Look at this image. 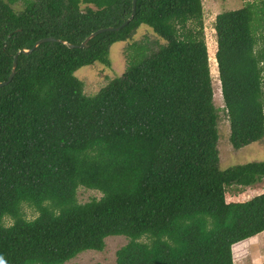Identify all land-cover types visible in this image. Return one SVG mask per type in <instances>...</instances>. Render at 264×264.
Returning <instances> with one entry per match:
<instances>
[{"label":"trees","instance_id":"1","mask_svg":"<svg viewBox=\"0 0 264 264\" xmlns=\"http://www.w3.org/2000/svg\"><path fill=\"white\" fill-rule=\"evenodd\" d=\"M0 0V264H64L124 235L115 264H234L264 231V160L225 169L218 147L203 0ZM264 2L217 14L216 59L235 148L264 139ZM164 42L129 45L125 72L95 94L76 71L110 64L141 26ZM102 192L78 199V189ZM39 212L26 217L24 205ZM12 219L11 224L6 220ZM243 240V241H242ZM234 245V246H233ZM234 247V248H233ZM237 255V254H236Z\"/></svg>","mask_w":264,"mask_h":264},{"label":"rangeland","instance_id":"2","mask_svg":"<svg viewBox=\"0 0 264 264\" xmlns=\"http://www.w3.org/2000/svg\"><path fill=\"white\" fill-rule=\"evenodd\" d=\"M247 2L260 4L264 2V0H203L205 33L210 56L215 103L219 108L220 114V139L218 147L220 149V166L222 169L251 161L264 160V139L252 142L241 148H235L233 146L230 139V121L227 116L221 90L218 63L213 60V58L216 59L215 53L218 48L215 30L217 14L227 9L243 7ZM22 3L23 1L19 0L16 7L21 8ZM261 22L264 21L262 20ZM258 34L262 36L261 43H263L264 25H261ZM159 39L164 42V40H162L150 27L143 25L138 28L132 38L127 41L117 42L111 47L109 54L110 64L97 61L94 64L80 67L76 71V74L84 81L85 92L89 95L95 94L112 79L121 76L125 72L130 60L129 45L134 42H146L151 47H154ZM262 192H264V180L252 186L237 184L226 186L228 201H246ZM101 196L102 192L96 189H89L86 187H80L78 189V199L80 202H86L92 197L100 198ZM24 210L26 217L29 219H33L39 214L37 209L27 204L24 205ZM6 223L11 224L12 219L8 218ZM127 242L128 238L124 235L109 236L106 238V246L103 250H85L64 264H115L117 251L127 244ZM233 255L234 264H264V231L257 236L244 240V244H242L238 251H233Z\"/></svg>","mask_w":264,"mask_h":264},{"label":"water","instance_id":"3","mask_svg":"<svg viewBox=\"0 0 264 264\" xmlns=\"http://www.w3.org/2000/svg\"><path fill=\"white\" fill-rule=\"evenodd\" d=\"M136 8H137V0H133V10H132L131 16L121 26H119V27L110 26V27H107V28L98 29V30L94 31L91 35H89L79 45H75V44L69 43L68 41H64V42L66 44H68L70 47H86L88 45V41L91 38H93L94 36L98 35L99 33L105 32L107 30H118V29L122 28L123 26H125L126 24H128L135 17V15H136ZM55 40H57V38H54V37H45V38H42V39L38 40L32 48H24V49L20 50L15 55V59H14V63H13V68H12V71H11V74H10L8 80L1 81L0 82V86H4V85H6V84H8V83H10L12 81L13 77L16 74V70H17V59H18V55L21 52H24V53L32 52L40 43H42L44 41H55Z\"/></svg>","mask_w":264,"mask_h":264},{"label":"bare ground","instance_id":"4","mask_svg":"<svg viewBox=\"0 0 264 264\" xmlns=\"http://www.w3.org/2000/svg\"><path fill=\"white\" fill-rule=\"evenodd\" d=\"M216 54V53H215ZM214 61H217L216 59L213 58ZM214 71V70H213Z\"/></svg>","mask_w":264,"mask_h":264},{"label":"clouds","instance_id":"5","mask_svg":"<svg viewBox=\"0 0 264 264\" xmlns=\"http://www.w3.org/2000/svg\"><path fill=\"white\" fill-rule=\"evenodd\" d=\"M249 239V238H248ZM246 240V239H245Z\"/></svg>","mask_w":264,"mask_h":264},{"label":"crops","instance_id":"6","mask_svg":"<svg viewBox=\"0 0 264 264\" xmlns=\"http://www.w3.org/2000/svg\"><path fill=\"white\" fill-rule=\"evenodd\" d=\"M257 236V235H256ZM250 239V238H249Z\"/></svg>","mask_w":264,"mask_h":264}]
</instances>
